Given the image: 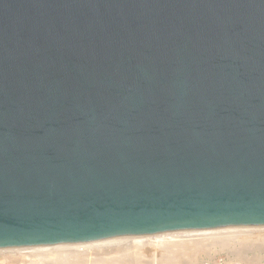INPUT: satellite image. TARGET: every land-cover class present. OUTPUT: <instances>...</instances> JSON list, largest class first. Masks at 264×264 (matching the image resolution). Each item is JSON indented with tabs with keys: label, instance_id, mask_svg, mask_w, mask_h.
<instances>
[{
	"label": "water",
	"instance_id": "1",
	"mask_svg": "<svg viewBox=\"0 0 264 264\" xmlns=\"http://www.w3.org/2000/svg\"><path fill=\"white\" fill-rule=\"evenodd\" d=\"M264 227V0H0V250Z\"/></svg>",
	"mask_w": 264,
	"mask_h": 264
},
{
	"label": "bare ground",
	"instance_id": "2",
	"mask_svg": "<svg viewBox=\"0 0 264 264\" xmlns=\"http://www.w3.org/2000/svg\"><path fill=\"white\" fill-rule=\"evenodd\" d=\"M195 231H197V230H195ZM262 231L263 230L261 228H231L230 227L229 229H227V228L226 229H220L219 228L217 230L209 229V231L202 232V233L201 232L185 231L186 233H181V235H179L180 237L178 236V234H177V236H175L174 234L165 233L167 235H160V236L150 237L149 241H153L154 240L153 242L156 243V245H157L156 248H158L160 250L159 253H162L161 255H163V256H165V258L169 259L168 260L169 262H168L164 258V261L166 260L168 262V264L170 263V261H171V263H173V260H177L178 261V260H181V259H183V261H180V262L183 263V264H186V262L190 263L192 261H195V259L198 258L197 256L198 255L200 256V254L204 253L205 250L207 252H209L210 249H208V248L211 247V246H213V247L216 246V247H218V249L219 248L226 249V250H229V252H231V250L234 247L231 250L229 249V243L230 242H236L237 244H238V242H240L241 245H243V246L247 242L248 243L257 242V243H259L258 247L262 248V246H264L263 245V243H264V232H262ZM167 237L170 238V239H168ZM176 237L177 238L179 237L181 239L180 240L178 239V241L172 240V239H176ZM194 237H198V238H194ZM135 238L131 240L132 244H130V246H132V247H133V245L140 246V245H142L143 243L146 242V240H144V239H141V238L137 239V237H135ZM129 243L119 242V244L117 245L119 247H117L116 250H115V251L119 250V254H114V253L113 254L116 255V257H117V255L119 257V255L121 253L120 250L123 252V251H125L127 249H130V247L128 248ZM110 244H111L110 242H103V241L101 242L100 241V242H96V243L94 242V243H88V244L61 245V246H57V247H43L42 249L46 250V251H49L47 249H50V252H52L51 251V249H52V250H54L53 254L56 253V257L53 255L55 257L54 262L51 263V264H78L77 261L72 260V258H74V257L71 258L72 255H74V256L76 255V251L75 250L81 248V249H83L82 251H84V249H85V251H87L88 248L91 249L93 247H94L95 250H100V249L104 250V248H106V246H108L107 247V249H108L110 247ZM239 244H238V246H239ZM241 245L239 246L240 248L238 247L234 251L232 250V254L235 255L239 259H242V255L248 251V249L246 248V252H245V249H243V247H241ZM151 246H153V245H151ZM112 247H113V245H112ZM142 247H144V246H142ZM148 248H149V246H148ZM154 248H155V246H154ZM134 249L136 251L135 247H134ZM95 250H93V251H95ZM104 252L106 253V251H104ZM132 252H133V250H132ZM207 252H205V253L207 254ZM77 253H78V251H77ZM126 254L127 253H124V254H121V255H126ZM50 255H52V254H50ZM108 257H110V255H108ZM123 257H125V256H123ZM127 257H130V258H127ZM81 258L83 260V257H81ZM105 258H106V260L105 259L104 260L107 262L106 264H137L138 263V262H136L135 257H133L131 259L130 255L129 256L127 255L125 257L127 259H124V260H119L121 258H118V259L117 258H114V259L113 258H111V259L109 258V259H107V257H105ZM138 258H139V256H138ZM104 260L102 259L99 264H101V262H103V264H105ZM93 262H95V261H93ZM248 262H251V261H248ZM255 263L256 262H251L249 264H255ZM178 264H180L179 261H178Z\"/></svg>",
	"mask_w": 264,
	"mask_h": 264
},
{
	"label": "rangeland",
	"instance_id": "3",
	"mask_svg": "<svg viewBox=\"0 0 264 264\" xmlns=\"http://www.w3.org/2000/svg\"><path fill=\"white\" fill-rule=\"evenodd\" d=\"M231 228H261L263 230L262 232H264V227H231ZM220 229H226V228H220ZM227 229H229V228H227ZM211 230H217V229H211ZM206 231H209V230H197V231H192V232H201L202 233V232H206ZM181 233H186V232H179V233L175 232V233H170V234H174L175 236H177V234H178V236H179V235H181ZM160 235H167V234H160ZM160 235L137 237V239L141 238V239L146 240V242L143 243L140 246L133 245V247L130 246V244H132L131 240L134 239V238H120V239H113V240L103 241V242H110L111 243L110 247L108 249H107L108 246H106V248H104V250H102V249L95 250L94 247H93L91 249L88 248L87 249L88 252H87V251H85V249H84V251H82L83 249L79 248V249L75 250L76 251V255L75 256L72 255L71 258L74 257V258H72V260L77 261L78 264H82V263L83 264H97V263L99 264L102 259L106 260L105 257H107V259H109V258L111 259V258H113L115 256L114 258H117V259L121 258L119 260H124V259L130 258V257L125 258L127 255L128 256L130 255L131 259L133 257H135L136 262H138L137 264H168V262H169L168 260L169 259H167V258H165V256L161 255L162 253H159L160 250L158 248H156L157 245H156V243L153 242L154 240L153 241H149L150 237L160 236ZM179 237L178 238L176 237V239H172V240L178 241V239L179 240L181 239ZM194 238H198V237H194ZM168 239H170V238H168ZM119 242H124V243H129L130 242L129 246H128V248L130 247V249H127V250L123 251L124 253H127L126 255H121V254H124V253L120 250L121 253H120L119 257H118V255L116 257V255H114V254H119V250H117L118 252L115 251L116 248L119 247V246H117L119 244ZM239 243L240 242H238V244ZM238 244L236 242H230L229 243V249L231 250L234 247L232 249L234 251L235 249H237L241 245V243L239 244V246H238ZM112 245H113V247H112ZM151 245H153V246H151ZM263 245H264V243H263ZM57 246H61V245H57ZM57 246H46V247H57ZM142 246H144V247H142ZM148 246H149V248H148ZM154 246H155V248H154ZM258 246H259V243H257V242H254V243H248L247 242V243H245L244 246L241 245V247H243V249H245V252H246V248L248 249V251L242 255V259H239L235 255H233L232 254V250H231V252H229V250L221 249V248L218 249V247H216V246H214V247L211 246V247L208 248V249H210L209 252H207L205 250V252H207V254L204 252V253L200 254V256L198 255L197 256L198 258L196 257L197 258V259H195L196 262L195 261H192L190 263L186 262V264H249L251 262H256L257 264H264V246H262V248H259ZM134 247L136 248L137 252L135 251ZM42 248L43 247H32V248H17V249L0 250V264H51V263H53L54 259L56 257V253L53 254L54 250L51 249L52 252H50V249H47L49 251H46V250H43ZM92 249L95 250V251H93ZM132 250H133V252H132ZM77 251H78V253H77ZM104 251H106V253ZM49 253L52 254V255H50ZM108 255H110V257H108ZM123 256H125V257H123ZM138 256H139V258H138ZM81 257H83V260H82ZM164 258L168 262L166 260L164 261ZM247 260L251 261V262H248ZM93 261H95V262H93ZM178 261H179L180 264H183V263L180 262V261H183V259L178 260ZM178 261L177 260H173V263H171V261H170L169 264H176V263L178 264ZM106 263L107 262L105 261V264ZM101 264H103V262H101Z\"/></svg>",
	"mask_w": 264,
	"mask_h": 264
}]
</instances>
